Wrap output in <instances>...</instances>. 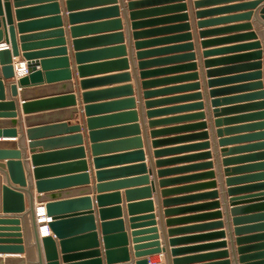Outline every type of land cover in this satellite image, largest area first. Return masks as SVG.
Here are the masks:
<instances>
[{
  "label": "crops",
  "instance_id": "1",
  "mask_svg": "<svg viewBox=\"0 0 264 264\" xmlns=\"http://www.w3.org/2000/svg\"><path fill=\"white\" fill-rule=\"evenodd\" d=\"M128 2L135 3L133 8ZM8 4L17 42L21 36H30L25 40L33 45L29 51L41 53L61 47L56 42L60 37L52 32L63 30L70 69L69 80L59 76V66L50 69L55 74L47 79L40 62L56 56L44 53L36 58L40 81L15 83L16 93L12 95L11 81L3 80L4 98L13 101L16 115L4 117L10 109L0 107V122L13 119L17 136L1 135L0 141L17 142L30 194L34 197L37 193L28 127L46 129L34 139L38 153L62 152L39 165L57 168L45 179L63 180L45 193L54 194L57 201L90 199L100 264L107 261L96 197L113 194H117V200L108 198L102 208L119 209L117 216L108 215L106 220L121 221L128 256L127 261L114 264H134L145 257L148 264H240L233 218L264 212H232L240 204L264 200V187L228 193L229 188L264 183V177L242 179L264 173V125H256L264 120L257 115L264 108L253 106L264 100L254 95L264 93V0H8ZM53 4H57L58 14L50 7ZM114 6L117 13L110 10ZM18 10L28 11L19 16ZM198 12H202L200 16ZM181 14L186 17H177ZM54 16L59 17L60 25L52 20ZM4 18L0 16L1 29L7 27ZM20 23H28V27L19 29ZM245 24H250L249 28ZM74 28L78 30L73 32ZM249 32L255 37L246 36ZM182 34H189V38ZM74 40L83 44L75 48ZM256 41L259 47L249 46ZM136 43L141 45L137 47ZM77 53L88 56L79 62ZM12 59L14 62L22 57ZM121 60L126 64L119 63ZM257 60L261 63L258 68H231ZM79 65L97 67L79 75ZM255 82L262 86H252ZM22 90L30 93L21 95ZM110 90L114 91L107 92ZM85 93L97 96L85 99ZM70 94L73 103L58 100ZM23 103L37 104L26 112ZM86 105L101 106L91 113L96 118L117 115L95 126L94 130L107 132L97 140L102 149L96 157L104 160L97 169L88 136ZM130 112L135 117L128 115ZM6 125L0 123V130L10 128ZM73 125L80 126L82 158L72 151L77 148L71 138L77 133L69 129ZM139 151L142 156H135ZM81 160L86 170L78 165ZM140 164L143 170L136 169ZM97 171L107 175L97 178ZM4 172L0 174L6 183ZM85 173L87 184L78 177ZM227 179L233 181L228 185ZM263 223L264 218L258 217L243 220L237 227ZM20 226L25 245L24 222ZM245 231L241 236L262 233L264 229ZM218 232L223 233L214 235ZM260 242L264 239L250 240L247 245ZM153 243L161 252L143 255ZM114 246L121 247L122 243L117 239ZM262 250L264 247L249 252ZM137 252L142 254L138 257ZM220 252L225 254L218 255ZM260 262L264 264V257ZM0 264H26V252L0 253Z\"/></svg>",
  "mask_w": 264,
  "mask_h": 264
},
{
  "label": "water",
  "instance_id": "2",
  "mask_svg": "<svg viewBox=\"0 0 264 264\" xmlns=\"http://www.w3.org/2000/svg\"><path fill=\"white\" fill-rule=\"evenodd\" d=\"M135 3L128 2L129 8H133ZM199 2H196L195 5H198ZM253 5V4H250ZM56 14L59 13L57 4H53L50 6ZM114 13H117V8L114 6L110 9ZM28 10H18L16 13L19 16H23L27 13ZM202 12H198L197 16H200ZM261 13H264V8H262ZM5 16L4 18V25L7 24L1 29L0 28V45L3 43L8 44V48H1L0 47V107L10 109L8 114L4 117H15L14 103L11 100H5L4 98V82L3 80H10L9 88L11 90L12 95L16 93V84L25 85L28 82H37L41 80V70H38L36 58L40 54H48L56 56L53 58H47L40 62L41 69L45 71V76L49 79V76L54 75L55 72H52L50 69L55 66L61 67V71L58 72L59 76H62L65 80L70 79V69H69V62L67 57V50L63 47L64 40L62 39L63 30L59 28L53 33L60 37L56 40L57 43H60L61 47L51 50L48 52H32L29 51L32 48V44H28L25 42L28 36H21L19 38L20 43L17 42V38L15 36L14 27L12 25V19L10 16V9L8 0H0V16ZM77 18L78 16H72ZM177 17H182L183 19L186 17L185 14H181ZM264 18V16H263ZM52 20L60 25V20L58 16H54ZM2 21L0 20V23ZM118 23L117 20H115ZM132 23V25H134ZM250 24H245L244 27L249 28ZM19 29H24L28 27V23H20L18 24ZM73 32H76L78 28L72 29ZM181 37L189 38V34H182ZM246 36L250 38L255 37V33L249 32ZM176 36H172L171 38H175ZM179 37V36H177ZM82 41H73L74 47H78L82 45ZM137 47L141 45V43H136ZM204 45V44H203ZM252 48L259 47V42H252L249 44ZM123 49V48H122ZM208 52H204V55H208ZM21 56L22 59L26 63L27 73L25 75L15 77L14 70H13V57ZM45 55V54H44ZM253 55H258V53H254ZM76 59L80 62L84 60L88 54L77 53ZM52 57V56H48ZM119 63L123 65L126 64V60H121ZM110 64H117L116 62ZM260 61H254L247 64H242L240 66H235L231 68H258L260 65ZM100 66V65H99ZM102 66V65H101ZM104 66V65H103ZM94 67L97 66H78V73L79 75H84L91 69H95ZM210 73V72H208ZM13 80L16 82H13ZM85 83V82H83ZM252 86L261 87V82H255ZM67 87L71 88V83H67ZM129 88V87H127ZM114 90H110L107 92H112ZM71 92V89H70ZM21 95L27 96L30 92L22 90ZM100 94V93H99ZM254 95L258 97H262L264 99V93L259 92ZM84 98H92L97 96L95 93H85L83 94ZM58 100H67L69 102L74 101V97L72 94L70 96H66L64 98ZM132 104V100L127 101ZM37 103H23V110L27 112V110L33 108L34 105ZM112 103L111 105H113ZM117 104V103H115ZM108 106V105H105ZM253 106L259 107L261 109L264 108V100L259 101ZM101 106L97 105H86L84 107L86 123L88 126V136L91 142V149L95 155L93 161L95 163L96 169L100 166L104 160L98 159L96 157L97 152L102 149L100 144H97V140L99 137L107 135V132H101L94 130L95 126L110 121V119L117 117L110 116V117H102L96 118L91 116L92 112L96 109H99ZM103 107V106H102ZM74 111L70 110L69 112ZM132 117H135L134 112L128 113ZM257 115L264 119V110L260 111ZM120 116V115H119ZM7 124L3 130H0V136L15 138L17 136V131L13 128L14 120L11 119L8 122H0ZM256 125H264V120L259 122ZM65 128V127H64ZM135 130H137L136 126H133ZM71 130L74 131V136L71 138L76 141L77 148L73 149L74 153L79 154L82 158L84 155L83 147L80 146L81 142V135L79 134L80 126L73 125L70 126ZM46 129H33L27 128L26 129V136L28 140V146L31 151L30 159L32 165V172L33 178L35 179V191L36 195L33 197L29 190L26 188L28 186L27 179L25 177L23 162L21 161V153L17 150V142L14 140H5L0 141V172L5 170V182H2V176L0 174V253H14L22 255L26 252V264H75L71 261H75V259H79L82 257H93L92 259L88 260L87 262L77 263V264H100L101 260L99 256L101 254L96 221L93 216V211L91 210V203L88 197L84 198H75L71 200H54V194H47L45 193L48 190L53 189L54 187L60 185L63 181L61 179L57 180H50L45 179L47 175L50 173L55 172L56 167H47V166H39L44 161H49L57 157L56 155H60L62 152L56 153H38L34 146L37 144L34 141L35 137L38 136L40 133H44ZM137 144H140L139 138L135 139ZM201 145V146H205ZM261 155H264L261 154ZM135 156L141 157L142 152L135 153ZM253 157V156H250ZM82 169L86 170L85 161L81 160L78 163ZM201 165H210L207 163H203ZM138 170H143L144 165L140 164L136 167ZM83 170V171H84ZM162 173V171H159ZM97 178H101L106 174V172H96ZM81 180L84 181L85 184L88 183L87 174H83L78 176ZM264 177V173L262 174H253L251 176L244 177L242 179H249V178H259ZM231 179H227V184H230ZM263 188L264 183L262 184H254L250 186H243L241 188L236 189H228L229 194H233L235 191H246V190H254L256 188ZM101 188V187H99ZM143 192H147V189H143ZM42 193V194H40ZM26 194V196H25ZM211 195H214L212 193ZM114 197L113 199L117 200V194H113L111 196H97L96 202L98 203L99 209V218H100V230L102 233V242H103V255L107 264H114L118 261L125 262L128 260L127 256V249L125 247L126 239L125 234L122 232V223L120 220L114 221H107L106 217L111 214H115L117 216L119 213V209L115 208H102L105 201L110 198ZM25 199L27 202H25ZM34 201L37 203H44V207L46 210V214L51 217V221L48 223L50 228L51 234L39 238L37 231H36V224L35 219L33 216L34 210ZM145 206H149L148 203H145ZM80 209L86 210L85 212H78ZM264 209V200L256 201L254 203H243L240 204L239 207L233 208L232 212L235 214L237 212H247L252 210H263ZM213 215H219V213H215ZM264 218V212L260 214H256L253 216H248L244 218L234 217L233 222L235 225L234 231L236 236V244H237V251L239 253V263L240 264H261L260 258L264 257V250L256 251V252H249L252 249H259L264 247V242H260L257 244L247 245V242L250 240H257V239H264V232L241 236L242 233L246 232L245 230L254 229V228H261L264 229V223L258 224L255 226L249 227H237L238 223L246 220V219H255V218ZM24 222V235H25V245L24 240L22 237V230H21V223ZM118 231V232H117ZM223 232H218L214 235H222ZM117 239L122 243L121 247L114 246L117 243ZM218 245H223V242L217 243ZM152 248L146 250L147 252L143 253V255H147L148 253H160L161 250L157 246V244H149ZM90 249V250H85ZM80 250H85L84 252H77ZM74 252V253H73ZM174 250L172 253L174 254ZM142 252H137V256L139 257ZM225 252H220L218 255H223ZM175 262L178 260H174ZM222 263H226L222 262ZM134 264H148V259L141 258L134 261Z\"/></svg>",
  "mask_w": 264,
  "mask_h": 264
},
{
  "label": "built area",
  "instance_id": "3",
  "mask_svg": "<svg viewBox=\"0 0 264 264\" xmlns=\"http://www.w3.org/2000/svg\"><path fill=\"white\" fill-rule=\"evenodd\" d=\"M1 47L8 48L9 46L8 44L3 43L1 44ZM13 70H14V75L16 78L19 76L25 75L27 73L25 61L23 59L14 61ZM39 211H41V213H39ZM39 217H42L43 220L41 221ZM34 219L36 223L38 224L36 231H37L39 238L51 234L50 228L48 226V223L51 221V217L46 214L44 204L37 203L34 205ZM39 224H42V225L39 226Z\"/></svg>",
  "mask_w": 264,
  "mask_h": 264
},
{
  "label": "bare ground",
  "instance_id": "4",
  "mask_svg": "<svg viewBox=\"0 0 264 264\" xmlns=\"http://www.w3.org/2000/svg\"><path fill=\"white\" fill-rule=\"evenodd\" d=\"M3 48V47H2ZM39 213H41V211H39ZM33 216H34V210H33ZM40 218V220L42 221L43 219H42V217H39ZM45 220V219H44ZM35 224H37L36 223V221H35ZM42 224H39V226H41ZM37 227H38V224L36 225V229H37Z\"/></svg>",
  "mask_w": 264,
  "mask_h": 264
}]
</instances>
